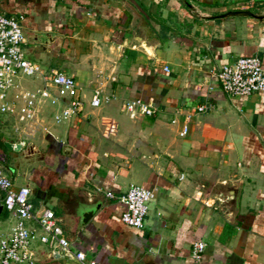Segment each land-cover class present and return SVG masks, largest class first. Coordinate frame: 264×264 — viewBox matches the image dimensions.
<instances>
[{
    "label": "crops",
    "instance_id": "obj_1",
    "mask_svg": "<svg viewBox=\"0 0 264 264\" xmlns=\"http://www.w3.org/2000/svg\"><path fill=\"white\" fill-rule=\"evenodd\" d=\"M238 10L254 15L227 14ZM0 12L21 16L29 60L81 87L80 112L58 121L64 104L45 103L32 135L0 111V168L29 188L34 211H54L73 251L100 264H264V93L232 96L215 77L244 56L264 68V0H0ZM38 32L56 36L41 45ZM16 85L9 100L42 82ZM96 90L102 103L93 107ZM137 99L155 112L130 117L123 105ZM111 118L118 128L105 136ZM132 185L153 192L141 228L121 220L119 197ZM12 225L2 207L0 238ZM26 225L40 232L35 219ZM30 248L23 264H77L38 239Z\"/></svg>",
    "mask_w": 264,
    "mask_h": 264
},
{
    "label": "built area",
    "instance_id": "obj_2",
    "mask_svg": "<svg viewBox=\"0 0 264 264\" xmlns=\"http://www.w3.org/2000/svg\"><path fill=\"white\" fill-rule=\"evenodd\" d=\"M23 43L21 16L0 12V111L16 115L21 121L28 122V134L32 135L37 129L38 113L43 104L63 103L64 108L55 114V119L60 121L80 112L84 107V100L81 87L73 76L56 69L45 70L40 64L29 60ZM22 74L39 78L42 85L34 91L19 90L9 100V93L17 87L16 78ZM215 77L221 90L232 96L264 93V68L261 59L255 55L239 57L233 63L223 65L216 71ZM101 103V93L96 90L91 96L90 105L98 107ZM210 107L209 103L199 104L195 109L197 112H204ZM123 110L130 117L137 114L152 115L155 112L151 104L139 99L126 101ZM117 128V122L112 118L108 119L104 124V135H113ZM188 130V122L185 121L179 135L185 136ZM0 190L4 193L3 207L13 219L10 232L0 238V264L31 262L33 252L30 244L35 239L46 244L52 251L71 256L77 264H100L87 258L82 251H73L54 211L49 208L34 211L29 200V188L15 187L13 179L1 168ZM107 196L112 197V194L107 192ZM152 199L151 190L132 185L119 197L124 206L121 220L135 228L143 227ZM29 219L36 220L40 232L26 225ZM204 248V242H195L192 246V257L199 259Z\"/></svg>",
    "mask_w": 264,
    "mask_h": 264
},
{
    "label": "water",
    "instance_id": "obj_3",
    "mask_svg": "<svg viewBox=\"0 0 264 264\" xmlns=\"http://www.w3.org/2000/svg\"><path fill=\"white\" fill-rule=\"evenodd\" d=\"M227 14L229 15H254L252 12L248 10H238V11H230ZM226 15V14H225ZM35 40L38 41L41 45L48 44L50 42H53L56 33L55 32H38L34 35ZM5 145L10 149H18L22 145V143L12 144V143H5ZM101 205L100 201H97L93 204H88L84 207V210L80 213L81 219H80V225L85 224L88 222L96 213V211L99 209ZM3 207V203H0V210ZM57 252L54 253V256H57Z\"/></svg>",
    "mask_w": 264,
    "mask_h": 264
},
{
    "label": "rangeland",
    "instance_id": "obj_4",
    "mask_svg": "<svg viewBox=\"0 0 264 264\" xmlns=\"http://www.w3.org/2000/svg\"><path fill=\"white\" fill-rule=\"evenodd\" d=\"M16 81H19V83H20V85L22 86H25V87H35V86H39L40 84H41V81H40V79L39 78H37V77H35V76H28V75H24V74H22V75H19L17 78H16ZM1 116H3V114L2 113H0V117ZM17 122V126H21L23 123H20L19 121H16ZM5 130V129H4ZM6 131H9V130H7L6 129ZM14 130L12 129L10 132H13ZM16 131V130H15ZM14 131V133H16ZM18 133V132H17ZM0 147H1V149H3V145L2 144H0ZM9 156V155H8ZM7 156V157H8ZM9 158V157H8ZM8 158H6V162L8 161Z\"/></svg>",
    "mask_w": 264,
    "mask_h": 264
}]
</instances>
